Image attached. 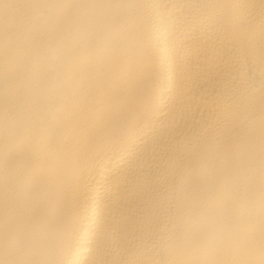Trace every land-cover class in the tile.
Masks as SVG:
<instances>
[{
    "label": "bare ground",
    "instance_id": "1",
    "mask_svg": "<svg viewBox=\"0 0 264 264\" xmlns=\"http://www.w3.org/2000/svg\"><path fill=\"white\" fill-rule=\"evenodd\" d=\"M0 264H264V0H0Z\"/></svg>",
    "mask_w": 264,
    "mask_h": 264
}]
</instances>
